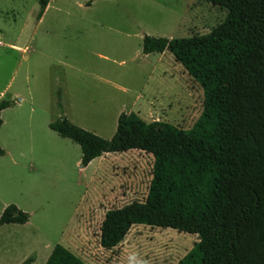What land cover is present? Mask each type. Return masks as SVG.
<instances>
[{
  "label": "rangeland",
  "instance_id": "374dc122",
  "mask_svg": "<svg viewBox=\"0 0 264 264\" xmlns=\"http://www.w3.org/2000/svg\"><path fill=\"white\" fill-rule=\"evenodd\" d=\"M38 1L0 0V99L24 98L0 115V203L31 211L30 225L1 231L0 264L24 254L25 264H43L41 248L56 243L86 264H174L195 234L136 224L110 249L98 242L105 210L144 199L149 155L114 152L83 169L78 145L47 124L64 115L109 138L118 113L137 111L188 129L201 87L168 51L161 62L145 56L142 36L203 34L226 11L205 0H49L37 18ZM163 66L173 77L156 74Z\"/></svg>",
  "mask_w": 264,
  "mask_h": 264
},
{
  "label": "trees",
  "instance_id": "16d2710c",
  "mask_svg": "<svg viewBox=\"0 0 264 264\" xmlns=\"http://www.w3.org/2000/svg\"><path fill=\"white\" fill-rule=\"evenodd\" d=\"M205 1L226 11L208 32L141 40L143 54L168 50L201 87L202 108L188 129L134 112L118 113L109 138L64 115L47 126L78 145L81 168L107 152L152 156L144 199L105 210L100 247L116 246L143 224L196 235L174 264H264V0ZM38 2L37 18L47 0ZM14 103L1 99L0 111ZM27 219L12 203L0 213V224ZM44 264L86 263L56 243Z\"/></svg>",
  "mask_w": 264,
  "mask_h": 264
},
{
  "label": "crops",
  "instance_id": "0c3cea01",
  "mask_svg": "<svg viewBox=\"0 0 264 264\" xmlns=\"http://www.w3.org/2000/svg\"><path fill=\"white\" fill-rule=\"evenodd\" d=\"M47 5H49V0H47V2H46V5H45V7H44V9H43V11L45 10V8L47 7ZM186 7H187V4H186ZM43 13V12H42ZM42 13H41V15H42ZM41 15H40V17H41ZM39 17V18H40ZM171 38V37H170ZM13 49H15V50H19V47L18 46H16V45H10ZM165 51H168V50H163L162 52H156V53H159L158 55V61H162L163 59H164V57L166 56V54H165ZM169 52V51H168ZM150 53H152V52H150ZM170 53V52H169ZM146 55H148V53H146L145 54V56ZM172 55V54H171ZM144 56V57H145ZM173 56V55H172ZM167 57H170V56H168V54H167ZM174 59V58H173ZM170 61V60H169ZM175 63V62H174ZM177 67H180V66H177ZM181 68H182V66H181ZM177 69V68H176ZM176 69H174V72H175V70ZM183 69V68H182ZM183 71H184V73L186 74V71L183 69ZM150 75H152V74H155L154 72H151V73H149ZM157 75H159V76H162V77H173V72H170V69H168V70H166V67H161L160 68V70L156 73ZM182 74V73H181ZM183 75V74H182ZM31 91L29 90V89H27V98H25V99H27V100H31L32 99V96H31ZM13 98H14V100H15V104L18 106L19 104H20V102L24 99L23 97L21 98L17 93H15L14 95H13ZM2 99H4V98H2ZM1 100V99H0ZM5 108H7V107H5ZM5 108H3L1 111H0V115H1V113L3 112V110L5 109ZM138 112L136 111V114H137ZM117 117V116H116ZM116 124V123H115ZM130 150H134V151H137V153H145V152H143V151H140V150H137V149H129V150H126V151H122V152H127V151H130ZM110 153H114V152H107V153H103L102 155H100V156H97V157H95V158H93V159H91L84 167H82L83 169H85V168H87L88 167V165H90L91 164V162L92 161H94V160H101V159H103V158H105V157H107V156H109L110 155ZM121 155H123V154H121ZM140 155V154H139ZM147 155H149V157H150V159H152V156L149 154V153H147ZM118 163H119V161H118ZM120 163H123V161H120ZM150 176H151V174H150ZM8 204V202H4V203H0V213H1V211L3 210V208L6 206ZM13 204V203H12ZM16 206V205H15ZM17 208H19L20 210H22V211H24V212H26L27 214H28V219L24 222V223H22V224H17V223H3V224H0V233H1V231H5V230H7L8 228H10V227H14L13 225H17V226H20V227H23V226H27V225H30V221H31V211H27L26 210V208H23V207H20V206H16ZM34 233V232H33ZM50 248V246L48 245V244H44L43 245V248H41L42 249V252H41V254L42 255H44L45 257H43L42 259L43 260H46V258H47V256H48V254H49V252H50V250L51 249H49ZM52 248V247H51ZM68 248V247H67ZM69 249V248H68ZM8 250V249H7ZM27 254V253H26ZM25 257H26V255L24 254L23 255V258H22V260H20L19 262H17V263H14V264H25ZM45 258V259H44ZM30 262H26V264H30L32 261L31 260H29ZM45 262V261H44ZM44 264V263H43Z\"/></svg>",
  "mask_w": 264,
  "mask_h": 264
}]
</instances>
